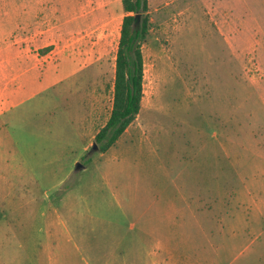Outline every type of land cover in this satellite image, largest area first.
<instances>
[{
    "label": "rangeland",
    "instance_id": "obj_1",
    "mask_svg": "<svg viewBox=\"0 0 264 264\" xmlns=\"http://www.w3.org/2000/svg\"><path fill=\"white\" fill-rule=\"evenodd\" d=\"M141 13L133 123L105 153L90 151L112 109L126 14L121 0H85L69 43L45 50L54 63L64 50L86 60L7 117L12 145L0 152L16 150V188L0 204L69 207L99 264H251L264 255V0H147ZM16 212L27 231L32 212Z\"/></svg>",
    "mask_w": 264,
    "mask_h": 264
},
{
    "label": "crops",
    "instance_id": "obj_2",
    "mask_svg": "<svg viewBox=\"0 0 264 264\" xmlns=\"http://www.w3.org/2000/svg\"><path fill=\"white\" fill-rule=\"evenodd\" d=\"M17 1L22 2V9L15 14L0 9V149L6 141L12 145L8 115L12 117L18 107L33 99H46L50 89L70 78L62 66L79 67L86 60L81 53L74 55L73 51L64 50L54 63L53 49L38 52L51 48L53 39H58L56 45L60 47L69 43L74 31L71 24L83 10L85 0L72 1L73 6L69 0ZM63 4L71 10L63 13ZM13 17L22 21L14 22ZM9 25L13 28L9 29ZM20 25L21 42L13 41L11 38L15 37L17 28L20 32ZM16 160V150L0 152V161H5L4 169L0 170L1 203L15 194ZM10 204H0V264H99L101 261L96 249L92 252V242L89 250L84 247L89 239L76 230L78 215L69 207L15 205V198ZM25 208L32 212L33 220L29 221L32 226L22 232L26 224L16 217V211ZM260 259L252 263L264 264Z\"/></svg>",
    "mask_w": 264,
    "mask_h": 264
},
{
    "label": "trees",
    "instance_id": "obj_3",
    "mask_svg": "<svg viewBox=\"0 0 264 264\" xmlns=\"http://www.w3.org/2000/svg\"><path fill=\"white\" fill-rule=\"evenodd\" d=\"M125 14L119 28L114 58L113 101L109 118L94 136L96 152L105 153L122 137L141 109L143 96L142 43L149 22L147 0H121ZM48 50L41 51L44 53ZM91 151V150H90Z\"/></svg>",
    "mask_w": 264,
    "mask_h": 264
},
{
    "label": "water",
    "instance_id": "obj_4",
    "mask_svg": "<svg viewBox=\"0 0 264 264\" xmlns=\"http://www.w3.org/2000/svg\"><path fill=\"white\" fill-rule=\"evenodd\" d=\"M90 150H91V152H94L96 150L95 144L92 145V148ZM78 168H80V165L79 164H76L75 165V169H78Z\"/></svg>",
    "mask_w": 264,
    "mask_h": 264
}]
</instances>
